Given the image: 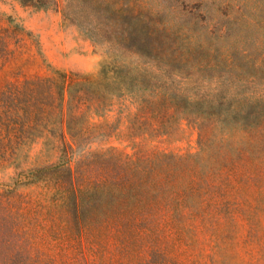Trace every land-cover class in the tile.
<instances>
[{
    "label": "rangeland",
    "instance_id": "1",
    "mask_svg": "<svg viewBox=\"0 0 264 264\" xmlns=\"http://www.w3.org/2000/svg\"><path fill=\"white\" fill-rule=\"evenodd\" d=\"M147 1L176 84L224 98L226 121L185 101L146 119L125 96L69 152L13 120L10 86L98 73L106 48L61 5L0 0V264H264V0Z\"/></svg>",
    "mask_w": 264,
    "mask_h": 264
},
{
    "label": "trees",
    "instance_id": "2",
    "mask_svg": "<svg viewBox=\"0 0 264 264\" xmlns=\"http://www.w3.org/2000/svg\"><path fill=\"white\" fill-rule=\"evenodd\" d=\"M20 1L39 8L61 5L65 19L76 23L95 43L104 46L108 54L98 73L54 69L52 73L26 78L24 89L11 84L9 97L16 109L13 120L24 123L33 140L45 134L57 136L63 151L74 152L76 147L81 148L92 140L93 132L104 124L103 118L115 101L125 96L134 99L138 115L146 119L147 113L154 116L156 111L163 110L167 114L185 101L226 121L231 108L224 98L200 93L187 95L186 82L176 84L178 80L171 70L174 55L167 46L170 41L167 23L164 22L166 27L160 34L157 11L151 2ZM182 72L180 68L177 71L179 76ZM251 102H254L252 98L245 104Z\"/></svg>",
    "mask_w": 264,
    "mask_h": 264
}]
</instances>
